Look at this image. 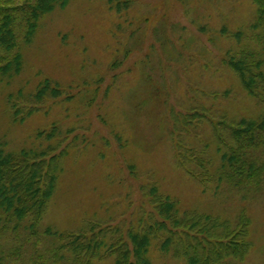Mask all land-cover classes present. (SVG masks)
Wrapping results in <instances>:
<instances>
[{"label":"rangeland","instance_id":"obj_1","mask_svg":"<svg viewBox=\"0 0 264 264\" xmlns=\"http://www.w3.org/2000/svg\"><path fill=\"white\" fill-rule=\"evenodd\" d=\"M255 13L253 0H69L40 21L31 43L20 42L21 73L0 79V150L46 151L65 140L56 154L67 147L69 153L41 232L79 231L91 221L125 234L142 218L152 222L149 193L156 188L181 214L196 211L235 224L246 210L253 247L239 264H264V192L244 198L225 184L217 190L190 177L177 164L179 144L184 155L191 149L210 159L213 174L226 151L209 121L174 127L195 108L215 121L264 117L263 104L226 63L244 49L264 60L260 32L252 28ZM47 82L63 95L38 102ZM32 107L38 111L24 123L13 120L17 109ZM53 127L54 140L39 136ZM20 237L30 239L20 264H43L59 244L28 230ZM149 257L152 264H184L158 240Z\"/></svg>","mask_w":264,"mask_h":264},{"label":"trees","instance_id":"obj_2","mask_svg":"<svg viewBox=\"0 0 264 264\" xmlns=\"http://www.w3.org/2000/svg\"><path fill=\"white\" fill-rule=\"evenodd\" d=\"M256 6L252 28L259 31L258 39L264 46V0H253ZM69 0H0V79L23 69L21 43L30 44L39 23L58 6L66 8ZM228 33V32H226ZM235 37H242L239 33ZM237 38V39H238ZM227 65L237 75L243 89L264 106V60L258 52L241 51V57L228 55ZM19 94L20 98L23 97ZM60 98L63 94L52 89L50 82L36 95L43 102L46 95ZM38 109H17L16 123H24ZM208 118L206 110L192 109L176 119L175 128L187 129L193 124L209 121L215 130L218 146L226 152L218 171H211L210 159L198 157L191 149L179 144L178 166L205 185L214 184L217 190L225 184L245 194L244 198L264 192V117L260 121ZM58 128L40 132L54 140ZM57 147L48 150H23L5 154L0 150V264H20L26 256L30 239L20 237L28 230L32 237H55L59 244L49 250L43 264H95L113 259L114 264H152L149 257L152 240L161 243V250L184 264H239L244 262L253 247L250 239L252 220L242 210L234 224L221 217L199 212L181 214L175 202L158 194L153 188L149 196L156 215L152 222L141 219L137 228L125 234L86 221L79 231L53 232L40 227L58 183L61 162L68 155V147L56 154ZM182 146V147H181ZM178 152V151H177ZM182 154V155H181ZM40 239H37V246ZM12 245L9 251L6 247ZM36 245V244H35ZM103 251L105 253H103ZM22 260V261H21ZM21 261V262H20Z\"/></svg>","mask_w":264,"mask_h":264}]
</instances>
